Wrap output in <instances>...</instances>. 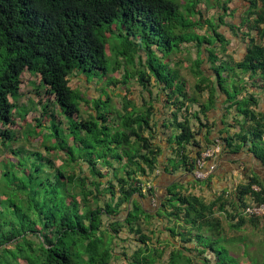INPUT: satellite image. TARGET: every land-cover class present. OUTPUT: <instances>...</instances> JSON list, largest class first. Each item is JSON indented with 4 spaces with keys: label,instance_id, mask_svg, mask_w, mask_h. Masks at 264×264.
<instances>
[{
    "label": "trees",
    "instance_id": "16d2710c",
    "mask_svg": "<svg viewBox=\"0 0 264 264\" xmlns=\"http://www.w3.org/2000/svg\"><path fill=\"white\" fill-rule=\"evenodd\" d=\"M229 1L0 0V157L7 156L0 161V264H113L115 242L125 230L139 235L144 246L127 264L157 263L164 252L146 245L143 230L154 215L138 197L145 198L143 184L150 183L163 154L155 130L160 125L155 112L160 110L153 101L137 106L127 93L119 109L109 89H102L105 99L90 100L70 83L82 73L88 81L110 86L117 82L109 73L125 65L122 83L137 76L146 89L153 82L158 85V99L170 110L163 127L173 130L167 172L184 170L194 177L198 157L217 141L222 152L237 151L250 141L256 147L264 140V116L256 111L254 100L235 101L244 120L241 132L207 140L206 146L198 141L190 118L191 107L204 93L209 99L200 105L203 115L215 103V82L201 69L204 45L220 86L222 72L234 69L229 62L216 64L222 52L217 43H226L218 29ZM204 2L210 4L206 11ZM213 8L216 14L209 17ZM258 15L256 23L264 24V12ZM195 49L196 60L191 54ZM184 52L187 58L178 56ZM239 66L260 69L264 78V48H252ZM129 69L135 70L132 78L127 77ZM25 73L39 79L38 86L34 82L36 95L50 98L35 122L27 116L41 103L32 98L21 102ZM82 103L88 105L86 111ZM17 120L22 121L20 127ZM194 179L203 184L210 182V175L203 181ZM183 187L175 184L161 204L168 219L183 228L170 232L185 243L195 240L203 253L210 249L216 257L210 264H241L230 250L217 247L215 238L222 241L224 228L216 215L225 211L227 199L242 202L245 214L244 198L250 195L263 203L264 186L251 180L237 190V199L221 194L210 202ZM148 192L153 196V186ZM247 218L256 228L264 220ZM201 233L211 237V247L202 245ZM169 264L194 263L179 249L171 253Z\"/></svg>",
    "mask_w": 264,
    "mask_h": 264
},
{
    "label": "crops",
    "instance_id": "0c3cea01",
    "mask_svg": "<svg viewBox=\"0 0 264 264\" xmlns=\"http://www.w3.org/2000/svg\"><path fill=\"white\" fill-rule=\"evenodd\" d=\"M263 12L264 0L229 1L224 22L218 29L226 43H217L219 47L222 46V52L219 54L216 64L229 62L230 65L234 66V69L222 72V76L226 82L223 80L221 86L218 84V76L213 71L212 63L209 61V54L205 50L208 45H204V51L201 56L204 59V64L201 69L209 79L215 82L216 96L215 103L206 113V116L200 112V105L208 101L209 94L207 92L204 93L202 101L195 103L191 107L190 118L194 130L198 134L197 139L202 146L209 144L207 140L215 141L223 137L225 138L227 134L233 135L241 132V123L244 120L239 109H237L236 102L254 100L256 111L264 116V78L262 71L260 69L255 72L244 70V68L239 66L246 60L252 48H264V24L256 23L259 18L258 14L262 15ZM200 33L205 34L206 30ZM197 58L198 54L193 59L196 60ZM189 81L192 87L195 83V78L192 76L189 78ZM234 94L236 98L232 102L229 98ZM193 114H198L200 119L195 118ZM163 122L161 123L162 127ZM245 128H247V125ZM165 129L172 131L169 139L172 138V128ZM239 147L241 148L237 151L229 149L223 151L216 160L210 161L206 167L207 170L211 166L214 167L213 172L210 174V182L196 184V186H194V177L186 171L180 170L176 173L166 171V168L169 166V158L172 156V151L170 149V153L165 154L166 152L163 148L162 156L167 155V159L164 160L161 158L162 156L160 157L159 167L154 173L153 178H150L153 181V188L160 202L162 203L168 196L169 189L178 183L184 185L183 189L185 191L190 188V192H194V189L209 193L208 195L212 196V198L209 201L207 200L208 202L218 200L221 194L227 198L231 195L232 198L237 199V190L241 186L247 185L251 180H256L264 186V140L258 142L256 147H252L251 141L247 145L242 146L241 144ZM194 152L196 153L197 151ZM224 200L226 201V199ZM227 200V205L223 209L225 211H219L216 216L223 219L222 215H225L226 219L229 220L228 214H232L234 217H231L230 220L235 218L234 220L237 224L241 219H244V224H246L248 221L247 216L243 214V208L239 206L242 202L239 200ZM253 200V197L249 195L244 198V203L247 205ZM150 201L149 198H145L146 204H149ZM146 204L143 203L145 208ZM232 223L234 224V222Z\"/></svg>",
    "mask_w": 264,
    "mask_h": 264
},
{
    "label": "rangeland",
    "instance_id": "374dc122",
    "mask_svg": "<svg viewBox=\"0 0 264 264\" xmlns=\"http://www.w3.org/2000/svg\"><path fill=\"white\" fill-rule=\"evenodd\" d=\"M207 2L202 3L201 7H203V10L206 11V6H208ZM214 10L209 11V17H214L216 14L217 9L213 8ZM208 14V13H207ZM188 46V45H187ZM190 48L189 46L187 49ZM192 58L197 56L196 49L191 52ZM189 55L188 52H184L181 55L178 54V56H182L184 58H187ZM121 60H124L123 58ZM127 70V67L124 65L120 70L111 71L109 73V78H112L116 84H111L110 86L107 83L104 82H98L97 79L88 81L87 77L82 73H76L71 80L70 86H73L74 88L80 89L83 97L85 96L87 99H96L101 96L106 98L104 93L102 92V89H109L112 94L111 97L113 98V103L118 106L119 109H122V103H123V97L126 95L129 96V98L134 99L136 101L137 106L141 107L144 104V100L147 101H153L154 105L156 106L157 110H160L155 112L156 117L155 119L160 123V127L156 128V133L159 134L156 137V142L160 143V145L165 149V154L170 153V147H169V137L172 133L171 130H167L164 127H162V121L165 120V117L169 114L168 107H164V103L158 99V90L159 87L154 82L152 85L148 86V89L144 88L141 83L138 80L137 76H134L135 70L129 69L128 71V79L127 83H122L124 80V74ZM183 74H185L186 77H189L188 74L183 71ZM34 82H36V85H39V79L32 77L29 73H25L23 75V83L21 86V94H22V100L24 104H27L28 101L32 98L34 102H40L41 105L39 106V110H32L29 112L27 116L28 121L35 122L36 119L41 118V109L42 105L46 104L47 99L46 95L44 96H37L36 95V87L34 85ZM151 90V93L149 92ZM43 93V92H42ZM41 93V94H42ZM152 95V97H151ZM52 101V100H51ZM83 104V109L86 111L88 108V105L86 103ZM91 106V104L89 105ZM93 109V108H92ZM106 112H108L106 110ZM111 112V111H109ZM113 113V112H112ZM108 114V113H107ZM109 122H112V117L109 118ZM17 126L20 127L22 124V121L17 120ZM16 132H19V128H14ZM37 145V144H35ZM168 145V148H167ZM169 150V152H168ZM7 156L3 155L0 157L1 160H5ZM164 160L167 159V155L162 156ZM60 165L61 162H58ZM117 166V164L115 163ZM101 167V166H100ZM88 165H85V171L88 173ZM104 168V167H103ZM108 169V168H107ZM106 170V168H104ZM156 172V171H155ZM111 175L113 176V171H111ZM153 178V175L150 176ZM204 180V179H203ZM201 180V181H203ZM148 181V180H147ZM150 183H144V195L145 198H149L151 201L149 204H146L145 198L138 197L143 203L146 204V208L150 211L151 214L154 215V218L150 220L149 222H144L143 230L144 234L148 237V240L146 242V245L151 250H159L161 252H164L163 256L160 257L156 264H169L171 253L177 250H183L186 256L191 257L194 264H210L211 262H214L216 260L215 255L212 253L210 249H208V252H202V246L199 245L195 240L192 243H185L182 236H174L170 232L171 229H175V232H183V228L179 226L178 224L171 222L170 219L165 215L164 210H161V202L156 194V192H153V196L148 192L150 186H153V181L149 179ZM196 186V184H194ZM193 186V187H194ZM196 188V187H195ZM189 191L190 188H189ZM194 193L199 194V196L205 198L206 200H210L212 196L208 195L209 193L205 191H196L194 190ZM167 198V197H166ZM165 198V199H166ZM164 199V200H165ZM150 205V206H149ZM127 213L124 211L120 214V217L122 220L126 218ZM221 221L222 226L224 228L223 236L220 238H215L217 247L220 248H226L230 250L231 254L237 258V260L241 264H264V220L261 222V224L258 226L259 228H256L255 226H252L250 224L249 219L246 224L243 226H240L238 228H233L231 225L232 222L235 223L234 219L229 218V220L226 219L225 215H222ZM198 234V233H197ZM200 235V234H199ZM201 235H204L202 242L204 247L210 246V240L209 235L201 233ZM139 235L135 233H130L128 230L123 231L119 238L116 240L115 249H114V261L113 264H127L128 259H130L133 254L141 247H144L142 243L139 241ZM201 238V237H199ZM215 246V245H214ZM211 247V246H210ZM216 248V246H215ZM186 251H185V250Z\"/></svg>",
    "mask_w": 264,
    "mask_h": 264
},
{
    "label": "built area",
    "instance_id": "2783aa9c",
    "mask_svg": "<svg viewBox=\"0 0 264 264\" xmlns=\"http://www.w3.org/2000/svg\"><path fill=\"white\" fill-rule=\"evenodd\" d=\"M222 146L219 141L217 144L210 146L202 151L200 156L197 159L196 169L194 171V178L199 180H205L209 177V175L213 172L214 167L211 166L209 170L206 169L208 163L210 161L216 160V158L221 154ZM255 191H260V187L254 186ZM245 215L247 217H264V202L257 203L254 200L247 204L245 208Z\"/></svg>",
    "mask_w": 264,
    "mask_h": 264
}]
</instances>
